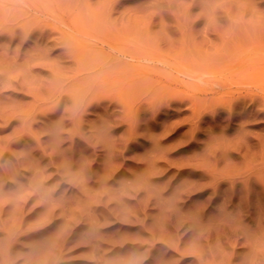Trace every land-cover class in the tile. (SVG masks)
Returning <instances> with one entry per match:
<instances>
[{"label": "rangeland", "instance_id": "obj_1", "mask_svg": "<svg viewBox=\"0 0 264 264\" xmlns=\"http://www.w3.org/2000/svg\"><path fill=\"white\" fill-rule=\"evenodd\" d=\"M0 6V264H264V0Z\"/></svg>", "mask_w": 264, "mask_h": 264}, {"label": "bare ground", "instance_id": "obj_2", "mask_svg": "<svg viewBox=\"0 0 264 264\" xmlns=\"http://www.w3.org/2000/svg\"><path fill=\"white\" fill-rule=\"evenodd\" d=\"M5 1V0H4ZM1 6H0V10H1ZM3 9V8H2ZM73 24V23H72ZM25 27V26H24ZM46 27V26H45ZM51 29V28H50ZM28 30V29H27ZM27 30H25L24 32H26L27 33ZM60 30V29H59ZM28 31H31V30H28ZM23 32V31H22ZM25 33V34H26ZM27 35V34H26ZM25 36V35H24ZM61 42V41H60ZM243 57V56H242ZM244 57H246V58H242V59H239V58H237L236 60H238L239 62H238V64H237V68H238V72L236 73L237 74V76H242V77H244V76H247L248 74H250V75H252V74H254L255 72H256V68H255V64L257 63V62H255V60H254V57H251V56H244ZM236 60H234L235 62H236ZM233 63V62H232ZM237 63V62H236ZM259 64V63H258ZM231 64H229L228 66H230ZM257 67V66H256ZM232 69V68H231ZM229 70V69H228ZM234 72V71H233ZM236 72V71H235ZM226 73V72H225ZM230 74V73H229ZM231 74H232V72H231ZM230 74V75H231ZM234 75V74H233ZM249 75V76H250ZM229 76V75H228ZM227 76V77H228ZM14 77V76H13ZM232 77H234V76H232ZM241 77V78H242ZM33 81V80H32ZM7 82V81H6ZM8 83V82H7ZM22 197H24V196H22ZM21 198V197H20ZM25 199H26V197H25ZM25 199H23V201L25 200ZM93 206H95L94 204H92ZM91 205V206H92ZM1 207V206H0ZM63 207V206H62ZM4 208V207H3ZM2 209V208H1ZM61 209H63V208H61ZM92 210H94V209H92L91 208V212H94V211H96V210H94V211H92ZM63 211H64V209H63ZM74 211H76L75 209L73 210V212L72 213H70V214H73V216L75 215V212ZM65 212V211H64ZM17 213V212H16ZM15 213V214H16ZM18 213H19V211H18ZM67 214V213H66ZM88 214V213H87ZM96 214V213H95ZM105 214V213H104ZM77 215H78V212H77ZM16 216V215H15ZM65 216V214L63 215L62 214V218ZM96 216V215H95ZM71 217H72V215H71ZM83 217V216H82ZM88 217H89V215H88ZM106 218V217H105ZM89 219H90V217H89ZM91 219L93 220V218H92V216H91ZM95 220H97V218H94ZM92 220H90V221H92ZM105 220H107V219H105ZM20 222V221H19ZM93 222V221H92ZM95 223V222H94ZM94 225V224H93ZM90 229H92V228H90ZM62 230L66 233V230H64L63 228H62ZM96 230V229H95ZM89 232H90V230H88ZM61 232L62 231H59L56 235L58 236L57 237V240L56 241H51V243H50V248H51V246H53L54 244L56 245V243H58V240H60V241H62L63 243H65L66 241H68V239L67 238H65L66 237V235H65V233L63 234V235H65V237L63 236V235H61ZM92 232H94V230L92 231ZM91 232V233H92ZM63 233V232H62ZM91 233H89L88 234V237H89V235L91 234ZM95 233V232H94ZM97 233V232H96ZM72 234V233H71ZM87 234V233H86ZM86 234H84V238L86 239ZM73 235H74V233H73ZM93 235V234H92ZM94 235H96V234H94ZM93 235V236H94ZM80 236V235H79ZM56 237V236H55ZM74 237V236H73ZM76 237V236H75ZM80 238H82L81 240L83 241V236L82 237H79V239ZM94 238H95V236H94ZM76 239H78V236L76 237ZM75 239V240H76ZM89 240H88V242H89V245L90 246H92V254H94L93 252H95V250L98 248V246H97V243H96V245H93V243H92V241L94 242L95 240H92L91 238H88ZM74 240V239H73ZM56 242V243H55ZM95 242H97V241H95ZM60 243V242H59ZM58 243V244H59ZM62 243V244H63ZM68 243V242H67ZM51 244H53V245H51ZM99 245V244H98ZM101 245V244H100ZM58 246H60V244L59 245H57V247ZM97 246V247H96ZM54 247H56V246H53L52 248L53 249H55ZM57 247H56V249H57ZM52 248L50 249L51 250V254L49 253L48 255V259H49V257L50 258H52V256H53V254H56L57 253V251L59 250H57L56 251V249H55V252L54 251H52ZM62 249V248H61ZM61 249L59 250V251H61ZM90 249H91V247H90ZM98 252V251H97ZM97 252H95V253H97ZM7 253H8V255L10 254V251H9V249L7 250ZM46 253H47V251H46ZM60 253V252H59ZM91 254V255H92ZM95 255V254H94ZM46 258H47V256H46ZM47 259V260H48ZM128 260H129V258H127ZM6 260H7V263H8V261H9V257L7 256V258H6ZM95 261H97V262H99V260L97 259V260H95ZM106 263V262H105ZM108 263V262H107ZM126 263V262H125ZM98 264H100V263H98ZM117 264V263H116Z\"/></svg>", "mask_w": 264, "mask_h": 264}]
</instances>
